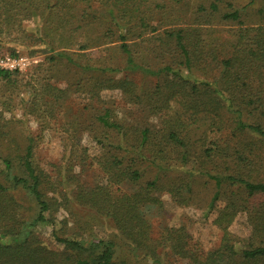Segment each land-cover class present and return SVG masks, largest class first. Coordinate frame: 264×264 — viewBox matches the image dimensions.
<instances>
[{
	"label": "trees",
	"instance_id": "1",
	"mask_svg": "<svg viewBox=\"0 0 264 264\" xmlns=\"http://www.w3.org/2000/svg\"><path fill=\"white\" fill-rule=\"evenodd\" d=\"M90 1L95 0H0V38L20 36L23 22L31 17L37 16L44 26L63 25L72 7L89 5ZM109 1L116 9L122 8L118 9L119 18L114 11L110 18L128 56L127 63L133 66L131 51L125 44L127 22L123 19L128 18L127 5L135 0ZM203 11L202 18H215L220 13L216 3ZM85 17L86 13L80 22ZM238 18L237 12L221 17L235 21ZM150 32L154 33L155 28ZM112 33L108 30V34ZM106 35L107 32L98 41L105 42ZM164 35L174 44V62L157 73H149L160 79L155 90L144 95L151 113L160 119L161 131L126 128L112 120L108 111L98 116L102 128L118 133L120 143L110 146L117 151L112 152L98 141L103 153L95 160L103 179L93 188L79 187L73 198L78 205L109 219L131 252L153 264H264V26L234 33L233 51L226 59L216 56V47L207 42L210 34L202 25L165 31ZM61 42L64 44V39ZM210 62L219 72L212 79L191 81L182 74L183 70L206 68ZM13 74L16 73L0 69V80L10 81ZM108 82L98 81L100 92L120 90L133 100H141L129 79ZM129 132L132 138L128 141ZM195 133L200 136L195 137ZM124 147L160 170L168 164L181 163L186 168L193 163L198 176L214 183L212 208L222 196L227 200L214 222L222 233L217 248L207 251L184 227L163 226L160 236L153 238V218L163 210L158 195L168 193L180 207L188 206L193 193L192 175L172 174L174 182L164 183L162 177L142 182L135 161L119 155ZM33 159L31 142L20 162L22 175L13 174L10 159L0 158V264H127L118 259L117 245L112 241L87 244L60 238L55 232L47 240L38 233L39 225L55 224L58 211L68 210L69 204L65 198L64 203H59L58 184L49 180ZM11 190L23 192L36 204L34 216L23 212L21 200ZM239 213H247L251 229L245 242L229 231ZM165 256H170L173 263L164 262Z\"/></svg>",
	"mask_w": 264,
	"mask_h": 264
},
{
	"label": "rangeland",
	"instance_id": "2",
	"mask_svg": "<svg viewBox=\"0 0 264 264\" xmlns=\"http://www.w3.org/2000/svg\"><path fill=\"white\" fill-rule=\"evenodd\" d=\"M213 3L219 6L220 13L215 18H202L205 16L203 10ZM88 4L72 7L63 25L58 27L55 24L44 26L36 16L23 22L20 36L0 38V58L24 57L31 63L28 70L16 72L10 81L0 80V158L10 159L14 165L13 174L22 175L20 162L31 142L34 165L58 184L56 198L59 203L67 199L68 210L58 211L55 224L39 225L36 229L47 240L55 232L60 238L87 244L112 241L117 245L118 259H124L127 264H153L143 255L131 252L109 219L78 205L73 198L79 187L93 188L103 179L95 160L103 153L98 141L105 143L104 149L108 151L110 146L120 143L118 133L102 128L97 117L108 111L112 120L126 128L152 133L161 131L160 119L151 113L144 95L154 91L160 79L149 73H157L174 62V44L165 38V31L202 25L210 34L207 42L216 47V56L226 59L233 51L234 33L239 29L264 26V0H135L129 3L128 18L123 21L127 22L129 33L125 44L131 51L133 66L127 63L128 56L121 48L118 30L110 18L111 11L119 18L118 9L122 8L116 6V9L109 0ZM235 12L238 20L221 19L224 13ZM84 13L86 17L80 22ZM154 28L155 32H150ZM108 30L113 33L108 34ZM106 32V40L101 43L98 39ZM218 73L212 62L206 68L182 72L191 81L209 80ZM126 78L134 84L141 100H133L120 90L100 92L97 84L102 79L114 83ZM197 136L199 133H195ZM129 138H132L131 132L128 141ZM125 149L118 152L119 155L127 156V161H135L142 182L161 177L164 183L174 182L172 174L192 175L193 193L188 206L180 207L168 193L158 195L163 210L153 218V238L160 236L163 226L184 227L207 251L217 248L222 233L214 222L227 200L222 196L212 208L216 193L214 183L198 176L193 171V163L186 168H182L181 163L168 164L160 170L158 165H150L133 155V150ZM0 176L3 177L1 160ZM11 192L21 200L23 212L28 217L34 216L36 204L19 190ZM229 231L239 241H247L251 235L247 213H239ZM164 260L173 263L170 256H165Z\"/></svg>",
	"mask_w": 264,
	"mask_h": 264
},
{
	"label": "built area",
	"instance_id": "3",
	"mask_svg": "<svg viewBox=\"0 0 264 264\" xmlns=\"http://www.w3.org/2000/svg\"><path fill=\"white\" fill-rule=\"evenodd\" d=\"M30 66V61L24 57L4 56L0 58V69L10 73L24 72Z\"/></svg>",
	"mask_w": 264,
	"mask_h": 264
}]
</instances>
